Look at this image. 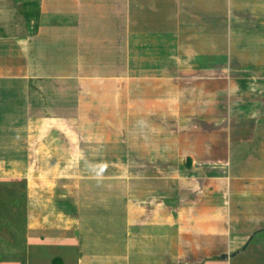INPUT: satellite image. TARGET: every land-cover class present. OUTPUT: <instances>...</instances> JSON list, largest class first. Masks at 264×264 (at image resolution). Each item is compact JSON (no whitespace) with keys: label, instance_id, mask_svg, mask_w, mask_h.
<instances>
[{"label":"crops","instance_id":"0c3cea01","mask_svg":"<svg viewBox=\"0 0 264 264\" xmlns=\"http://www.w3.org/2000/svg\"><path fill=\"white\" fill-rule=\"evenodd\" d=\"M242 256L264 259V0H0V264Z\"/></svg>","mask_w":264,"mask_h":264},{"label":"rangeland","instance_id":"374dc122","mask_svg":"<svg viewBox=\"0 0 264 264\" xmlns=\"http://www.w3.org/2000/svg\"><path fill=\"white\" fill-rule=\"evenodd\" d=\"M262 236V234L260 233L258 236ZM254 256V255H253ZM235 261H238L239 264L247 262L248 264H264V259L258 258V257H252V258H248V257H239L238 259H236Z\"/></svg>","mask_w":264,"mask_h":264}]
</instances>
